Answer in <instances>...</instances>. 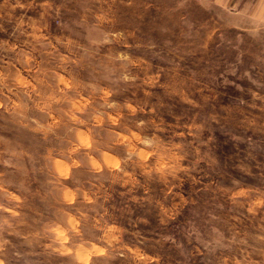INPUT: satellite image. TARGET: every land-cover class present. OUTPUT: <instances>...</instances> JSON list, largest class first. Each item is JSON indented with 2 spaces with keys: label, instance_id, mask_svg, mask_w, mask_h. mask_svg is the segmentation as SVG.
Listing matches in <instances>:
<instances>
[{
  "label": "rangeland",
  "instance_id": "1",
  "mask_svg": "<svg viewBox=\"0 0 264 264\" xmlns=\"http://www.w3.org/2000/svg\"><path fill=\"white\" fill-rule=\"evenodd\" d=\"M0 264H264V0H0Z\"/></svg>",
  "mask_w": 264,
  "mask_h": 264
}]
</instances>
